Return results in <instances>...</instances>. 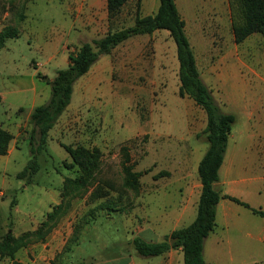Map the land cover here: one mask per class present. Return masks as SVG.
Here are the masks:
<instances>
[{
    "label": "rangeland",
    "instance_id": "obj_1",
    "mask_svg": "<svg viewBox=\"0 0 264 264\" xmlns=\"http://www.w3.org/2000/svg\"><path fill=\"white\" fill-rule=\"evenodd\" d=\"M145 1L153 7L143 12L157 8L158 0ZM174 1L201 79L220 109L235 117L221 168L232 159L228 177H244L237 163L251 151L264 176V36L234 42L229 0ZM136 6L129 0L108 22L105 0H0V30L18 31L0 48V130L8 134L0 146V237L36 230L62 201L63 178L77 175L64 146L97 147L101 154L88 192L65 198L43 239L32 237L13 258L0 257V264H183L180 251L142 257L131 244L134 236L162 240L188 222L173 218L183 207L186 184L199 180L196 167L208 146L204 111L178 95L175 44L166 30L131 36L100 55L74 82L70 102L38 154L39 169L29 183L17 176L31 158L29 115L50 96L37 73L52 78L83 42L131 25ZM37 139L35 134V144ZM122 147L133 169L143 171L135 190L122 186ZM159 171L167 174L155 178ZM251 176L215 187L234 189L237 198L264 210V181ZM97 187L107 195L93 197ZM107 203L113 210L106 211ZM231 203L228 223L217 217L204 239L206 264H264V235L257 227L263 219Z\"/></svg>",
    "mask_w": 264,
    "mask_h": 264
},
{
    "label": "trees",
    "instance_id": "obj_2",
    "mask_svg": "<svg viewBox=\"0 0 264 264\" xmlns=\"http://www.w3.org/2000/svg\"><path fill=\"white\" fill-rule=\"evenodd\" d=\"M108 22L115 17L128 0H105ZM231 10V30L235 43H240L252 33L264 36V0H229ZM131 25L117 30L108 29L105 34L83 42L74 53L68 54L67 67L56 70L52 78L37 73V77L50 86L48 100L33 107L29 118L33 126L29 137V151L31 158L17 173V176L26 177L29 183L31 176L39 169L38 154L45 148L48 131L55 124L60 114L70 102L74 82L85 74L90 66L102 54H108L111 49L131 36L151 34L155 30H166L175 44V54L178 61V95L187 96L198 105L206 115V124L203 132L208 142L207 149L199 160L196 170L201 184L200 194L196 204L194 219L187 225L171 230L162 240L147 241L140 236H134L131 244L136 254L142 257L162 255L172 249H180L183 264H206L203 256V242L216 225V206L221 198H227L249 209L252 213L264 220V210L250 206L239 198L221 194L215 187L219 179L218 170L222 164L231 125L234 115L223 112L217 104L209 88L200 77L196 59L184 30V20L181 18L174 0H158L155 13L141 16L139 14V0L135 9ZM18 34L14 26H5L0 30V48L8 38ZM35 134L38 135L35 144ZM8 134L0 130V146L5 145ZM71 163L69 167L76 166L77 175L64 177L61 186L62 201L53 206L46 213L45 220L32 232L18 236L7 232L0 237V257L13 258L15 252L27 245L32 237L43 239V235L54 223V219L65 209V198L81 196L88 192L94 180V174L100 164V150L97 147L64 146ZM123 153V182L122 186L128 189H137L139 177L143 171L133 169L126 147ZM167 171H159L155 178L166 175ZM108 190L101 187L95 188L91 195L95 198L106 196ZM100 204L106 211L113 210L111 205ZM112 204V203H111ZM101 208V207H100ZM89 217L95 214L89 211ZM88 219L85 220L87 222ZM46 227V229H44ZM74 264H82L77 262Z\"/></svg>",
    "mask_w": 264,
    "mask_h": 264
},
{
    "label": "crops",
    "instance_id": "obj_3",
    "mask_svg": "<svg viewBox=\"0 0 264 264\" xmlns=\"http://www.w3.org/2000/svg\"><path fill=\"white\" fill-rule=\"evenodd\" d=\"M105 4H106V1H105ZM149 7H153V6H150L149 3H147L145 0H139V14L141 16L153 14L156 12L157 8H153V10L149 9L148 10L149 12H143L144 9L149 8ZM157 7H158V5H157ZM155 32H158V30H155L154 32H152V34ZM253 162H254V154L251 151H248L246 153L244 151V153H242L241 158L239 159V162L237 163V169L239 171H242L243 173H246L245 174L246 176L252 175L251 176V177H253L252 180L264 181V176L261 174V169L255 168V166H253L254 165ZM222 164H223V161H222ZM219 169L220 170L222 169L221 170L222 176H224L225 179L221 180L220 175L218 174L219 179L215 184L216 186L218 184H221L223 186L224 184L226 185V183L236 184V183H242V182L246 181V178H244L245 175H244V177L238 178V179L228 177L233 170V160L232 159H229V161H227V163L222 168L220 166ZM200 188H201V184H200L199 180H196L193 183L188 182V184H186L185 189H184V195H183V197H184L183 207L181 208L180 211H176L175 216L173 218V223L178 224V223H181L183 221H188L187 223L184 224V225H187L194 219L195 213H196V204H197L198 197L200 194ZM221 194H228V195H232V196L236 197V193L234 192V189H233V191H231V193H226L224 190H222ZM231 202H233V201H231L227 198H221L219 200V202L217 203V206H216L215 220L217 219V217H220L221 221L224 224L228 223V219L231 218V216H232V211H235L232 207ZM191 210H193V213H191ZM191 214H192V216H191ZM190 216H191V218H189ZM257 227H258V233H260L261 235H264V220H263V223ZM177 228H179V227H177ZM174 229H176V228H174ZM172 250H177V251L181 252L180 249H172ZM172 250L164 253V255L169 254ZM175 260H176V258H175ZM169 262H170V264H172L173 263L172 259H170ZM205 262H207V261H205Z\"/></svg>",
    "mask_w": 264,
    "mask_h": 264
},
{
    "label": "bare ground",
    "instance_id": "obj_4",
    "mask_svg": "<svg viewBox=\"0 0 264 264\" xmlns=\"http://www.w3.org/2000/svg\"><path fill=\"white\" fill-rule=\"evenodd\" d=\"M210 1V0H209ZM216 4V3H215ZM217 4H218V2H217Z\"/></svg>",
    "mask_w": 264,
    "mask_h": 264
}]
</instances>
